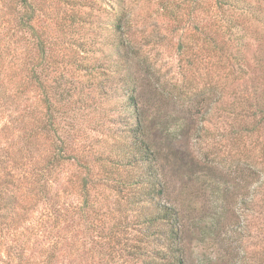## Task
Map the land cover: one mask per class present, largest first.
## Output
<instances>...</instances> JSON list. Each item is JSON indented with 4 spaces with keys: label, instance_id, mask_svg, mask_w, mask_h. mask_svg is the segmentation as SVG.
Returning <instances> with one entry per match:
<instances>
[{
    "label": "trees",
    "instance_id": "1",
    "mask_svg": "<svg viewBox=\"0 0 264 264\" xmlns=\"http://www.w3.org/2000/svg\"><path fill=\"white\" fill-rule=\"evenodd\" d=\"M140 1L0 0V263L22 264L29 245L30 251L36 247V239L33 244L10 240L35 213L41 228L52 223L60 239L66 234L62 232H80L81 223L84 233L96 235L107 262L124 253L134 264L185 263L181 216L165 201L158 153L138 105L141 76L151 69L136 38L140 16L133 9ZM215 2L214 30L207 40L211 59L225 47L219 44L220 35L232 44L235 29L242 25L229 10L251 9L244 0ZM104 13L110 15L105 21L109 28H93L102 23L99 15ZM227 47L228 59H235ZM103 56L108 58L106 67L100 62ZM94 75L120 85L117 94L129 110L127 125L132 127L127 145L120 140L105 143V153L95 157L98 173L83 162L62 128L97 92ZM99 94L107 96L103 88ZM255 102V110L247 101L238 103L242 135L259 127L258 118L264 121V99ZM263 167H255L263 178L255 197L260 216ZM54 243L56 249L59 242ZM55 256L56 250L45 257L46 264Z\"/></svg>",
    "mask_w": 264,
    "mask_h": 264
},
{
    "label": "rangeland",
    "instance_id": "2",
    "mask_svg": "<svg viewBox=\"0 0 264 264\" xmlns=\"http://www.w3.org/2000/svg\"><path fill=\"white\" fill-rule=\"evenodd\" d=\"M215 1L141 0L133 9L140 16L136 38L151 66L141 76L138 105L158 153L165 201L181 216L184 264H264V216L255 207L262 178L255 167L264 163V121L258 118L259 127L242 135L238 104L247 101L255 110V98L264 99V0H244L250 10H229L242 25L235 29L232 44L220 35L219 44L225 45L221 59H211L207 40L214 30ZM99 16L102 23L93 28H109L105 21L110 15ZM227 46L235 59H228ZM100 62L106 67L108 58ZM94 76L97 92L62 128L75 141V152L98 173L95 157L105 153V143L120 140L127 145L132 127L127 125L129 110L117 94L120 85ZM102 88L107 96L99 94ZM39 222L35 213L10 239L18 244L36 239L22 264H46L45 257L55 250L50 264H134L124 253L107 262L98 238L84 233L81 223L80 232H62L66 234L60 239L52 223L43 229ZM54 242H59L56 249Z\"/></svg>",
    "mask_w": 264,
    "mask_h": 264
}]
</instances>
